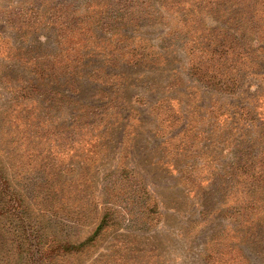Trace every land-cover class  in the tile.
<instances>
[{"label":"rangeland","instance_id":"1","mask_svg":"<svg viewBox=\"0 0 264 264\" xmlns=\"http://www.w3.org/2000/svg\"><path fill=\"white\" fill-rule=\"evenodd\" d=\"M1 209L0 264H264V0H0Z\"/></svg>","mask_w":264,"mask_h":264},{"label":"trees","instance_id":"2","mask_svg":"<svg viewBox=\"0 0 264 264\" xmlns=\"http://www.w3.org/2000/svg\"><path fill=\"white\" fill-rule=\"evenodd\" d=\"M225 40L228 41V38L226 37ZM238 46L240 50V47L242 45L239 44ZM230 50H232V48L229 46L226 48V50H224L225 51L224 53H227ZM232 54L234 55V52ZM228 55L229 54H225V57H227ZM10 200L12 201V198ZM11 210H12V207L8 209V211H11ZM6 211L7 210H5L4 212V210L1 209L0 215L4 213L5 214L9 213L8 211L7 212ZM106 226H107V223H106V216H105L104 218L102 217L100 223L96 226L92 234L86 239H84V241L78 244H71L69 242L57 243L52 239L45 240L41 243L42 237L34 236L33 238H25V237L22 238L21 237L20 246L22 247V244L27 246V249L22 248V250H24L25 254L30 253V257H31L29 261L30 264H57V262L60 261L63 256L65 255L70 256V255L76 254L82 251L84 248L90 246L94 238L97 237L99 233L101 232V230L106 228ZM28 229H31V228H28ZM18 249L19 247H16V250Z\"/></svg>","mask_w":264,"mask_h":264}]
</instances>
